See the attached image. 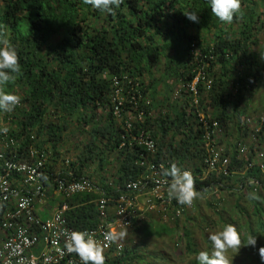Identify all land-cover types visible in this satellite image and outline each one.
Here are the masks:
<instances>
[{
  "label": "trees",
  "instance_id": "16d2710c",
  "mask_svg": "<svg viewBox=\"0 0 264 264\" xmlns=\"http://www.w3.org/2000/svg\"><path fill=\"white\" fill-rule=\"evenodd\" d=\"M262 10L264 0H240L232 22L222 23L211 14L207 0H123L114 15L101 13L82 0H0V47L14 46L21 65V72L3 89L24 92L22 106L6 114L11 135L23 139L20 159L27 157L25 150L34 135L35 147L49 155L50 180L58 176L93 181V170L98 175L99 184L93 181L96 193L66 201L69 210L65 216L71 228L90 230L105 219L114 220L113 207L103 215L98 200L120 197L129 182L149 173L139 165L146 151L130 139L142 133L158 146L154 162L175 163L190 171L199 196L215 188L233 191L235 180L243 185L247 178L260 182L259 191L264 190V174L258 169L248 171L244 179L206 172L207 146L199 116L220 125L224 132L220 145L225 136L233 141L248 137L242 119L249 117L242 106L264 75L255 51L258 36L264 34ZM189 11L197 13L199 23L186 19L184 13ZM197 69L212 81L210 90L201 82L198 108L185 90L179 97L173 96L176 89L194 80ZM115 80L125 92L122 119L113 114ZM131 85L138 86L150 101V106L139 101L145 119L135 121L132 132L124 128ZM72 125L88 135V142L77 161L56 176L52 171L62 156L59 147ZM258 145L264 149V131L258 135ZM237 155V151L230 154L231 168L244 169ZM255 210L259 216V208ZM140 226L135 222L133 228ZM183 239L186 252L198 254L189 230L184 231ZM133 255L124 248L119 257L105 259V264H133ZM256 262L261 264L258 251Z\"/></svg>",
  "mask_w": 264,
  "mask_h": 264
},
{
  "label": "built area",
  "instance_id": "2783aa9c",
  "mask_svg": "<svg viewBox=\"0 0 264 264\" xmlns=\"http://www.w3.org/2000/svg\"><path fill=\"white\" fill-rule=\"evenodd\" d=\"M201 82H206L207 90L211 89L212 81L207 80L202 70H199L190 84L175 90L174 98L179 97L181 91L185 90L198 108ZM114 87L113 114L122 119L125 92L117 80L114 81ZM130 88V108L124 115V128L132 132L133 123L143 122L145 119V113L139 109V101L143 100L146 106H150V101L142 96L138 86L131 85ZM21 106L20 101L15 108ZM13 113L14 111L11 112ZM199 116L204 124V140L207 146L205 170L208 174L224 178L234 175L243 177L253 169L264 174V149L258 145V135L264 131V115L249 117L243 121L249 135L246 139L242 138L236 146V159L244 162V169L238 170L235 166V169L231 168V156L219 143L224 135L220 125L210 117L205 119L203 114ZM130 139L132 144L146 151H143L145 153L141 155L139 165L146 167L149 173L137 181L129 182L126 193L120 197L100 198L99 209L106 215V211L113 207L114 220L106 222L105 219L98 227L83 230L90 233L102 247L105 259L122 254L124 246L118 242V234L132 229L135 222L143 225L152 213L159 214L166 222L172 223L181 218L185 210L193 208V201L191 205H179L169 198L168 186L171 178L163 174L169 164L154 162L158 146L153 139L144 133L132 135ZM31 140L33 143L25 150L27 157L20 159L23 139L11 135L9 129L6 134H0V264H81L75 253L69 254L64 248L68 235L78 231L69 226L65 216L69 210L66 201L78 195L96 193L98 188L89 179L68 180L57 176L54 181L50 180L47 177L49 155L35 147L34 135ZM252 154L253 159H249ZM69 163L66 162L67 165ZM244 183L241 187H249L256 195L261 189L260 182L254 178H247ZM48 188H52L62 199L54 212L44 217L49 208ZM107 233H112L114 238L106 239Z\"/></svg>",
  "mask_w": 264,
  "mask_h": 264
},
{
  "label": "rangeland",
  "instance_id": "374dc122",
  "mask_svg": "<svg viewBox=\"0 0 264 264\" xmlns=\"http://www.w3.org/2000/svg\"><path fill=\"white\" fill-rule=\"evenodd\" d=\"M262 12L264 11L262 10ZM258 39L259 43L255 47V51L259 55L261 67L264 68V60L260 58L264 55V34L261 33ZM17 91L16 95L22 98L24 92ZM158 92L159 97L163 99L162 87L158 88ZM246 99L248 102L243 104L242 111H245L248 117L264 115V75L259 87ZM6 114L0 113V127L9 128L11 126L7 125ZM235 139L233 141L225 136L222 141L221 145L229 155L236 151L235 144L239 140H243L237 137ZM87 142L88 135H83L76 125L69 127L64 142L59 147L62 156L57 160L52 172L57 176L61 170L69 168L66 162H76L83 150V145ZM249 159H253V154L249 156ZM94 168L96 166H93ZM242 178L244 179V176ZM92 180L97 185L99 184L98 175L94 170L92 171ZM235 183L233 191L226 188L223 190L215 188L206 195L194 199L193 208L185 210V214L179 218L178 224L166 222L161 215L153 214L145 224L140 226V229L132 228L120 232L117 240L123 244L125 249L134 252L132 257L135 258V262L133 264H192L196 260L197 253L190 255L186 252V244L183 239L184 231L189 230L192 233L195 250L198 253L201 251L210 252L211 244L208 236L231 224L240 235L242 246L240 251L228 250L225 253L228 264H258L256 253L264 243V190L255 194V199H251L249 198V194L252 193L251 189L247 187V189L239 191L242 184L236 180ZM244 184L247 186L246 182ZM57 199L61 200L62 198L58 195ZM256 208L260 210L259 216L255 214ZM260 224L263 230L259 228ZM253 235L257 236L256 246H244L247 239ZM138 257L143 259L140 260Z\"/></svg>",
  "mask_w": 264,
  "mask_h": 264
},
{
  "label": "clouds",
  "instance_id": "9594fccd",
  "mask_svg": "<svg viewBox=\"0 0 264 264\" xmlns=\"http://www.w3.org/2000/svg\"><path fill=\"white\" fill-rule=\"evenodd\" d=\"M211 14L222 23H231L240 9V0H207ZM85 5L98 10L101 13L115 14L123 0H82ZM186 19L192 23H199L196 12L184 13ZM264 60V55L260 56ZM21 72L17 52L14 46L0 47V113H11L20 103V97L12 92L4 91V87L10 84ZM8 129L0 127V134H6ZM164 176L170 177L168 196L175 199L179 205H191L192 201L199 197L194 190L193 177L188 170H182L175 163L171 164L163 172ZM249 198L255 199L254 193ZM123 235V233H121ZM112 233L106 234V239H113ZM208 240L211 244L210 252L201 251L196 255L197 264H228L225 253L228 250L237 251L241 249L242 241L236 228L228 224L215 234H210ZM257 236L253 235L247 239L244 246L255 247ZM65 251L69 254L75 253L81 264H105L102 247L87 231H73L66 238ZM261 264H264V247L258 249Z\"/></svg>",
  "mask_w": 264,
  "mask_h": 264
},
{
  "label": "crops",
  "instance_id": "0c3cea01",
  "mask_svg": "<svg viewBox=\"0 0 264 264\" xmlns=\"http://www.w3.org/2000/svg\"><path fill=\"white\" fill-rule=\"evenodd\" d=\"M49 190V208L46 210V212L44 213V217H48L50 216L54 210L59 206V203L61 200L57 199L58 195L55 193V191L52 188H48Z\"/></svg>",
  "mask_w": 264,
  "mask_h": 264
}]
</instances>
